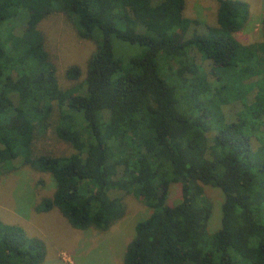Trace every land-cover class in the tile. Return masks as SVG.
I'll use <instances>...</instances> for the list:
<instances>
[{
    "label": "trees",
    "instance_id": "1",
    "mask_svg": "<svg viewBox=\"0 0 264 264\" xmlns=\"http://www.w3.org/2000/svg\"><path fill=\"white\" fill-rule=\"evenodd\" d=\"M217 1L209 24L185 15L186 0H0V175L17 159L50 173L55 191L38 210L58 207L79 229H109L126 214L113 192L133 194L152 212L136 224L124 264H264V133L252 126L264 131V86L249 102L260 79L246 82L264 78V42L235 35L250 20L247 1ZM54 12L73 17L84 38L102 35L84 92L61 87L46 48L39 24ZM113 37L145 46L117 78ZM195 51L212 61L213 79ZM67 75L77 79L80 67ZM236 101L242 110L229 121L223 106ZM56 108L55 132L75 150L36 153ZM175 183L182 197L171 204ZM204 185L224 193L214 233ZM46 255L42 238L0 218V264H42Z\"/></svg>",
    "mask_w": 264,
    "mask_h": 264
},
{
    "label": "rangeland",
    "instance_id": "2",
    "mask_svg": "<svg viewBox=\"0 0 264 264\" xmlns=\"http://www.w3.org/2000/svg\"><path fill=\"white\" fill-rule=\"evenodd\" d=\"M250 5V20L247 25L236 32L237 38L244 44L264 42L262 20L264 17V0H244ZM218 12L217 0H186L185 15L202 23L216 24ZM19 18L15 24L22 23ZM44 33L46 48L57 67V76L63 89L86 90L85 79L91 56L102 42V35L95 32L94 38L80 35L73 17L65 12H54L46 16L39 24ZM114 55L123 63V69L114 78L119 77L129 67L131 58L140 56L145 46L113 37ZM192 59L203 66L213 79L212 61L204 59L198 51L192 53ZM258 67L263 68L264 52L256 50ZM167 57H159L161 68L167 65ZM77 65L81 75L77 79L68 77L69 67ZM163 70V69H162ZM260 79V80H259ZM259 80V81H258ZM252 85L250 83L257 82ZM248 87L255 88L249 93L248 101L254 99L256 88L264 86V78L257 75L247 80ZM215 108L214 103H210ZM243 102L236 101L223 106L227 120L233 121L242 110ZM218 112V111H214ZM56 108L53 122L46 130L40 131L34 142L35 152L54 155H67L74 152L73 146L58 137L54 122L58 119ZM254 135L264 131L258 129V123H252ZM264 129V126L261 127ZM213 133H211L212 135ZM254 145L258 141L254 137ZM9 164V163H8ZM16 166L5 170L0 175V218L10 224L22 226L29 236L42 238L47 246V255L42 264H124V256L128 243L135 237L136 224L148 217L152 209L133 194L113 192L122 195L126 205V214L107 230L96 227L79 229L69 222L63 212L55 207L50 211L38 210V205L55 191V179L48 172H42L21 159L15 161ZM206 200L212 206L208 232L214 233L221 227L222 203L224 193L219 187L204 185ZM181 185L172 184L169 202L175 204L181 200Z\"/></svg>",
    "mask_w": 264,
    "mask_h": 264
}]
</instances>
